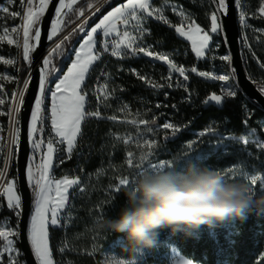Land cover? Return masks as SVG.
Returning <instances> with one entry per match:
<instances>
[{
  "label": "snow or ice",
  "instance_id": "snow-or-ice-1",
  "mask_svg": "<svg viewBox=\"0 0 264 264\" xmlns=\"http://www.w3.org/2000/svg\"><path fill=\"white\" fill-rule=\"evenodd\" d=\"M21 10H10L9 6H15L17 0H6V4H0V21H6L11 18L21 21L18 25H13L11 28L6 24H0V43L14 45L22 50V58L26 62L29 70L28 77L24 80L20 90L14 91L11 98H8L9 107L7 111L0 108V115H8L12 124L9 133L10 139L5 144H0V154L7 147V158L3 168H0V196L6 198V207L12 211L15 217L19 220L24 213V205L22 194L19 191L18 178L7 179V169L14 158H18L21 144V128L19 127V115L23 105L25 104V92L29 88L31 82V67L33 63V53L38 49L42 32L40 22L48 11L52 0H18ZM110 0H94L88 2L86 9H94L91 13L100 11L104 4H108ZM80 3V0H58L54 10V17L50 22V29L47 35V40L51 42V47L42 58L38 68L40 73L38 82V93L34 98V106L30 112V120L27 130V139L31 149V155L25 164V182L29 186L33 196V211L30 216L29 226L27 228V238L30 242L31 251L34 256L35 264H59L54 260L53 247L50 244V230L54 228H66L73 219L71 214L72 205L69 201L70 189L83 193L84 186L79 178H55L53 175L54 167L64 162L63 153L67 154V158L71 159L73 151L76 147L77 137L81 135V125L89 118L108 119L117 121V116H103L99 108L101 105L110 107L107 104L111 93L108 91L107 79L110 78L108 73H102L106 77V82L103 85L96 87L91 93L87 89L85 83L86 77L90 74V69L99 61L104 54L118 58H126L129 55L152 57L155 60L165 62L169 67V76L166 78L167 83L158 84L151 81L149 78L140 75L133 70V74L139 79L145 81L152 88H172L170 82L172 73H179L183 77V81H178L175 84L176 88H184L187 91L186 85L183 83L189 79L187 71L197 74L200 77L213 81H220L221 94L215 93L209 95L204 101L205 104L214 102L220 105L227 98H235L237 96L236 83L237 70L233 64V56L231 51H227L224 55L218 56V59L227 66L226 70L220 74L212 72L198 71L197 67L193 66L190 69H185L183 66H178L168 55L155 53L149 49V46L142 44V39L147 29L143 27V22L149 18H155L174 27L176 33L191 42V50L195 54L197 60L207 59L213 53L214 47L220 46L219 41H213V34L221 37L225 46H228L227 34L223 17L229 14L230 0H211L214 5V11L210 14L211 26L209 31H205L194 21L189 23V16L185 14L182 8H177L173 5L172 10L176 15L181 17L180 25H172L168 18L163 14V8H155L150 4V0H125L124 3L112 7L107 14L103 15L94 26L86 28L88 18H85L81 23L76 24L70 32L65 30L71 25L85 17L86 9L84 7H74ZM167 4V0H165ZM96 5H100L97 7ZM231 5L235 8H242V0H231ZM253 18L264 20V0H261L260 7L256 13H253ZM239 23L243 29H250L251 25L248 22V14L245 10H240L238 13ZM134 22V23H133ZM187 25V29L185 28ZM131 28L138 35H133ZM253 31L264 32V29H253ZM77 33L82 34L81 40L76 47L71 48L72 59L66 72L56 76L55 86L49 87L51 83L50 76L61 72V69L54 62L57 57L66 55L71 39ZM99 37V40L97 39ZM140 40L141 43H137ZM213 42V43H210ZM242 49L247 50L252 58L257 62L258 67L264 70V61H260L252 48L246 34H242L239 40ZM99 44V47L97 46ZM216 59V56H211ZM0 63L16 66L18 61L15 58H4L0 56ZM17 71H21L17 68ZM0 81L20 83L19 77L10 75H0ZM5 85L0 83V106L6 102L7 94L4 92ZM259 91L264 94V82L261 83ZM89 95H95L97 100V110L90 111L86 108L89 103ZM167 95V94H166ZM190 99V97H189ZM49 101L50 104H46ZM156 107H161L157 104ZM175 107V105H173ZM127 109V105L120 108L123 112ZM47 115L46 113H49ZM250 115V113H249ZM139 116V113H137ZM50 120V127L46 121ZM133 125H137L138 136L133 141L131 136L124 138L125 145L130 142H135L137 147L143 151L138 160L134 161L133 152H127V167L134 169L130 179L129 176L118 178L114 192L119 193L122 189L131 186L136 176L147 170H159L170 167L174 161H159L152 163L149 157L153 154L152 149L156 147V141L149 139L144 133L155 136L160 129L171 130V135L166 134L167 139L174 138L180 131L181 126L175 125L172 122H165L163 125L157 124V119H133L126 121ZM244 123H247V118ZM144 126V131L140 132L139 126ZM48 127V133L45 135V128ZM264 129V124H262ZM206 133L217 135V143L224 140L225 137L214 133L213 129L208 128L198 134L199 137L205 136ZM255 135L256 130H252ZM2 139V137H0ZM227 139L235 141L234 136ZM244 145L252 142L248 138L241 137L239 141ZM197 141L187 144L188 151L185 156H191L193 144ZM63 146V147H61ZM256 147L264 150V141L256 140ZM0 158H3L0 156ZM236 165L229 166L226 170H216L224 172L225 179H239L235 169ZM231 173V175H229ZM242 178L247 180L250 185H257L261 178L256 175H248L247 171L242 174ZM261 190H264L262 183ZM63 222V223H62ZM19 224L15 228L0 227V264H21L20 256L22 253L16 247L20 239ZM57 251L61 254L68 251L67 242H62ZM91 255V253H89ZM26 264V262H24ZM111 264H125L123 260H114ZM137 264V261H135ZM175 264H194L190 259H181Z\"/></svg>",
  "mask_w": 264,
  "mask_h": 264
},
{
  "label": "trees",
  "instance_id": "trees-1",
  "mask_svg": "<svg viewBox=\"0 0 264 264\" xmlns=\"http://www.w3.org/2000/svg\"><path fill=\"white\" fill-rule=\"evenodd\" d=\"M5 1L0 0V4ZM167 1L181 5L183 10L190 15L192 21L205 31L210 30V14L214 11L210 1ZM88 2L90 0H80V3L74 7L86 9ZM123 2L125 0H113L103 14ZM248 2L253 9L259 8L261 4V0H248ZM98 18L99 16L95 17V19ZM170 18L172 25H179L176 18L172 15ZM147 25L149 35L146 40L152 47L151 51L165 53L178 66H183L185 69L195 66L198 71L211 72L214 70L210 57L197 60L190 44L177 36L174 27L153 20H150ZM255 25L264 26V23H255ZM71 26L72 24L69 27ZM76 35L72 37L69 47L74 42ZM97 39L99 40V37ZM213 41L220 42V46L213 50L217 56L224 55L228 51L221 37L213 35ZM3 46L0 45V50ZM97 46L99 47V44ZM257 47L264 58V41ZM10 49L14 51L13 47ZM71 59L72 55L63 61L62 57L55 59L54 62L61 69V74L65 72ZM104 67L103 72L108 73L110 77L107 79V87L111 95L107 101L110 107L101 105L99 108L103 116L116 115L120 108L127 105V108L132 111L147 110L152 119H157L159 125L164 124L165 120H170L175 125L181 126V131L174 138L167 139L166 135L162 137L165 156L176 152L181 143L191 138L193 131H202L207 128L236 136L243 135L247 130L255 129L256 133L264 139V129L261 127L264 124V110L249 100L239 87L235 98H227L220 105L214 102L205 104L204 101L209 95L219 94L218 81L210 83L205 78L187 71L189 79L183 82L187 91L183 87L154 89L134 75L133 70L154 83L163 84L160 83V80L169 74L168 67L140 56L134 59H115L109 54H104L90 69V74L86 77L85 83L90 93L94 90ZM245 69L255 85L260 88L261 83L264 82V73L253 65ZM26 70L23 67L22 74ZM173 76L177 77V74ZM101 80L103 81L105 78ZM55 82L56 80L52 84L54 85ZM9 94H11L10 89ZM88 100L86 108L96 111L95 95H89ZM46 104H50L49 101ZM157 104H160L161 107H156ZM2 118L4 130L0 144H5L8 116L5 115ZM246 118L247 123L245 124ZM118 126L119 123L108 119L89 118L82 122L81 135L77 138L71 159H68L67 154L63 153L64 162L53 169L55 178L59 179L64 176L79 178L85 188L82 194L79 191L70 190L69 201L72 205L73 219L69 226L50 230V244L53 247L54 260L59 264H104L101 255L103 251L117 252L122 258H130L128 252L130 245L126 234H109L94 228V222L97 219L115 218L125 205L127 188L122 189L118 194L114 192L118 178L124 177L127 171L126 146L122 139L116 137V134L122 131L118 129ZM167 135L170 136L171 133ZM0 156L3 157L0 158V168H2L5 149ZM216 156L210 155L201 161V167L211 168L216 164L224 166L230 163V161H226L230 159V155L219 160ZM10 178H16L14 162ZM260 178L257 185H254L257 196L264 195V190H261L262 183H264L263 168L260 169ZM4 217H9L16 224L18 223V219L6 207V202L3 199L0 219ZM65 241L68 244V251L61 254L57 249ZM169 244L174 245L184 257L197 264H264V210L253 207L247 210L243 220L232 218L219 223L214 228L201 226L192 230L190 235H185L183 232L172 233L169 228L160 229L156 246L151 250H146L147 256L141 264L159 262V257L167 252ZM16 245L19 247L18 242Z\"/></svg>",
  "mask_w": 264,
  "mask_h": 264
},
{
  "label": "clouds",
  "instance_id": "clouds-1",
  "mask_svg": "<svg viewBox=\"0 0 264 264\" xmlns=\"http://www.w3.org/2000/svg\"><path fill=\"white\" fill-rule=\"evenodd\" d=\"M180 159L170 167L147 170L136 176L125 192L118 216L102 217L94 228L105 233H124L130 247L125 264H135L138 252L156 246L158 230L190 235L201 226L214 228L235 218L245 219L247 210H264V195H256L248 181H229L208 167L189 165Z\"/></svg>",
  "mask_w": 264,
  "mask_h": 264
},
{
  "label": "rangeland",
  "instance_id": "rangeland-1",
  "mask_svg": "<svg viewBox=\"0 0 264 264\" xmlns=\"http://www.w3.org/2000/svg\"><path fill=\"white\" fill-rule=\"evenodd\" d=\"M112 1L113 0H110V2L108 4H104L103 7L100 8V11L95 13V15L91 14L94 11V9H88L87 11H85V17H81L80 20H77L76 23L72 24V26L69 27L65 31L70 32L72 28L76 27V24L81 23V21L84 20L85 18H88V24L85 26L86 28H90L91 26H94V24L97 23L99 21V19L102 18L103 15L107 14V12L111 10L110 9L105 14H103V12L108 8V5L111 4ZM208 1L211 2V0H208ZM1 4H6V1L4 3H1ZM150 4L155 8H163V14L168 18L170 23H171V18H170L171 15L178 20L179 25L182 23L181 17L176 15V13L172 10L173 5L177 6V8H182L181 5L174 3V2H169V1H167V4H166L165 1H158L157 2L155 0H150ZM96 6L100 7V5H96ZM9 7H10V10H14V11L15 10H21L20 6H19V2H17V4L15 6H9ZM213 8H214V6H213ZM185 14L189 16V23H190L192 21V18L190 17V15L188 13L185 12ZM0 15H3V14H0ZM96 16H99V18L95 19ZM150 20L163 23L162 21L156 20L154 17L149 18L146 22H143V27L145 29H147V31L143 36L142 44L149 46V49H151L152 47L148 44L146 37L149 35V29H148L147 24ZM20 23H21V21L19 19L13 20L11 18L6 19V21H0V24H6V26H8L9 28H11V26H13V25H18ZM129 31H132L133 35H138V33L134 32L131 28H129ZM0 33H2V29H0ZM213 35H215V34H213ZM81 37H82V34L77 33L75 40L71 44V46L68 48L66 55L62 57V61L65 60L69 55H72L71 54V48L77 46L76 43L79 41V39H81ZM137 43H141V41L138 40ZM0 45H4L2 47V49L0 50V56H3L4 58H15L18 61L16 66L6 65V64L0 63V75H10L12 77H19V81H20L19 84H17L16 82L9 83L6 81H0V83L5 85L4 92L7 94L6 102L4 105L0 106V108L5 110V112H6L8 107H9L8 98H11L12 93L14 91H16L17 87L26 79V76L29 74V70H28V67L26 65V62L22 58V54H21L22 50L21 49H18L14 45H8L7 43H0ZM11 47L14 48V51H12L10 49ZM50 47H51V45H50ZM214 49H216V48H214ZM159 54L166 55L165 53H159ZM211 56H216L217 58L212 59ZM112 57L115 59H121V58L114 57V56H112ZM209 57L211 59V63H213V65H214L213 66L214 70L211 71L212 73L220 74L226 70V65L224 64V62H222L218 59V56L216 55L215 52L210 54ZM201 60H203V59H201ZM23 67H25L27 69L24 74H22V68ZM17 68H20L21 71L18 72ZM104 70H105V67L101 71V74H100V76L96 82L95 88L98 87L99 85H103L106 82V77L104 75H102V73H105V72H103ZM206 72H209V71H206ZM58 75H62L61 72L57 73L56 75L50 76L51 83L48 85L49 87L54 88L55 84L53 85L52 83L54 80H56V76H58ZM173 75H174V73L172 74V79L170 82L173 84L172 88L177 89L175 87V84L178 81H183V77H180L179 75H177V77H175ZM168 76H169V74L166 77L162 78V80H160V83H163V84L167 83L168 81L166 78ZM102 78H105V80L102 81L101 80ZM218 83H219L220 92L217 95H220L222 82L218 81ZM9 89L11 90V94H9ZM137 113H139V116H137ZM46 114L50 115V112L46 113ZM117 114H116V116L118 119L116 122L119 123L118 129H120L122 131L117 133L116 137H117V139H122V140L124 138L131 136L133 138V141H135V139L138 136L137 125H133V124L128 123L126 121H131L133 119H137V120L146 119L149 121L152 120V116L149 115V112H147V110L132 111V110H129V108H127L126 111H123V112L118 111ZM4 116L5 115H0V137H3L2 132L4 130V123H3L2 117H4ZM18 119H19V117H18ZM165 122H171V121L165 120ZM46 124L48 125V127H50L51 121L50 120L46 121ZM10 125H11V123H10V119L8 116L6 142L10 139V136H9ZM48 127L45 128V135L47 133ZM139 129H140V132H143L144 126L140 125ZM211 129H213V128H211ZM202 131H204V130H202ZM202 131H193L191 134L192 135L191 138H189V140L181 143L180 147L176 150V152H173L169 156H165V154H164L165 147L162 144L161 139L166 134L171 133V130L160 129V131L157 132V134L155 136H152V134H149V133H144V135L147 136V138L154 139L156 141V147H154L152 149L153 154L149 157V159L151 160L152 163H158L159 161H169V160H172L175 162L177 160L184 159L185 162L183 164H181L177 169V170L182 171V170H186L189 165H195L197 167H201L200 162L203 161L204 159H206L210 155H217L216 157L218 160L225 158L227 155H230L229 156L230 159L226 160V161H230L229 164H226L224 166L216 164V165L212 166L211 169H213V170H226L229 168V166L236 165L237 168L235 169V171H236L237 175L240 176L241 178H239V179H227L226 178V180H229V181H247V180L242 178V174L245 171H247L248 175H256V176L260 177V169L261 168L264 169V150H260L256 147V140L259 139L261 141H264V139H262L257 133H255V135H253L252 130H247L243 135L236 136V135H231V134L219 133L218 131L213 129L214 133L218 134L219 136L225 137L224 140H221V141H219V143H217V135H214L212 133H206L205 136L199 137L198 134ZM230 136H234L237 139L235 141L227 139V137H230ZM241 137L248 138L252 142H250L247 145H244L242 142H237L240 140ZM1 140L2 139H0V142H1ZM194 140L197 141V143L193 144L194 150L192 151L191 156L190 157L185 156L184 153L188 151L187 144L189 142H193ZM125 146H126L127 152H129V151L133 152L134 161L139 159V157L143 151H147L146 148L141 149L140 147H137L135 142H130L129 144H127ZM61 147H63V146H61ZM4 149H5V157H4L2 168L4 167L5 160L7 158V151H8L7 147H5ZM126 160H127V154H126ZM14 161H15V158L11 161V163L8 166L7 177H6L7 179H12V178H10V171H11V167H12ZM134 171H136V170L129 169L127 167V171H126L125 176H129V178L131 179L132 178L131 174ZM221 173L224 174L223 171H221ZM229 175H231V173H229ZM0 183H2V181H0ZM250 186L254 190V185H250ZM3 199L6 202V198L3 196H0V209L2 207ZM33 199H34V196H33ZM33 207H34V205H33ZM17 224L14 221H12L9 217H4V218L0 219V227L11 226V227L15 228ZM16 247L19 249V247L17 245H16ZM101 255H102L104 264H111V262L114 260H123V261L128 260V259L122 258L120 256V254H118L117 252H113V251H103ZM146 256H147L146 250H144L142 252H138L136 257H135L137 264H141L145 260ZM159 258H160L159 262L156 261L153 264H175L176 261H179L181 259H188V258L184 257L179 252V250L172 244L168 245L167 252L165 254H163L162 256H160ZM20 260H21V264H24V259H23L22 255L20 256ZM194 264H197V263H194Z\"/></svg>",
  "mask_w": 264,
  "mask_h": 264
},
{
  "label": "water",
  "instance_id": "water-1",
  "mask_svg": "<svg viewBox=\"0 0 264 264\" xmlns=\"http://www.w3.org/2000/svg\"><path fill=\"white\" fill-rule=\"evenodd\" d=\"M58 3V0H52L48 11L40 22L42 37L38 49L33 53V63L31 67V82L29 84L28 90L25 92V104L23 105L20 115H19V127L21 128V144L18 158H15V174L16 178L19 180V191L22 194L24 213L22 218L18 220L20 227V239L18 241L19 249L22 253V257L26 264H35L34 256L31 251L30 242L27 238V228L30 222V216L33 211V195L32 192L25 182V164L29 156L31 155L30 145L27 139V130L30 120V112L34 106V98L38 93V82H39V71L38 68L41 64L42 58L46 55L47 48L51 42L47 40V35L50 29V22L54 17V10ZM222 22L225 27L228 41L230 44L227 46L228 51H231L233 56V64L237 70V80L236 83L239 85V89L242 93L255 104H257L261 109L264 110V94L259 91V87L255 85L252 79L246 72L242 55L241 46L239 43V27L236 21V8L231 5L229 7V14L227 17L222 18ZM140 57L146 58L150 61L157 62L163 66L168 67V65L159 60H155L152 57L139 55ZM169 68V67H168ZM174 74L179 75V73ZM204 78V77H202ZM206 79V78H205ZM210 83L216 81L206 79Z\"/></svg>",
  "mask_w": 264,
  "mask_h": 264
},
{
  "label": "built area",
  "instance_id": "built-area-1",
  "mask_svg": "<svg viewBox=\"0 0 264 264\" xmlns=\"http://www.w3.org/2000/svg\"><path fill=\"white\" fill-rule=\"evenodd\" d=\"M258 9L259 8L253 9L252 5L250 4V2H248V0H242V8H240V9L236 8V21H237L238 27H239V36L241 37L242 34H246L248 36L249 42L252 45L253 50L256 53V56L259 58L260 61H264V58L261 56V51L257 47L261 43H263V41H264V32L253 31V29H264L263 25H255V23H259V24L264 23V20L259 19V18H253V15H252L253 13H256L258 11ZM240 10H245L247 12L248 22L251 25L250 29H243L242 26L240 25L239 19H238V13ZM185 28L187 29V25H185ZM241 55H242V60H243L245 68L246 67H252V65H253L254 67H256L257 69L261 70L264 73V70H262L258 67L257 62L252 58V56L250 54H247V50L242 49V47H241ZM136 57L137 56L129 55L126 58L127 59H134ZM249 77L251 78V76H249Z\"/></svg>",
  "mask_w": 264,
  "mask_h": 264
},
{
  "label": "bare ground",
  "instance_id": "bare-ground-1",
  "mask_svg": "<svg viewBox=\"0 0 264 264\" xmlns=\"http://www.w3.org/2000/svg\"><path fill=\"white\" fill-rule=\"evenodd\" d=\"M50 45H51V43H50ZM50 45L48 46V48H47V51H48V49H49V47H50ZM28 74V73H27ZM29 75V74H28ZM28 75L26 76V78L28 77ZM24 82V81H23ZM23 82L17 87V92L20 90V88L22 87V85H23ZM11 128H12V124L10 125V131H11Z\"/></svg>",
  "mask_w": 264,
  "mask_h": 264
},
{
  "label": "crops",
  "instance_id": "crops-1",
  "mask_svg": "<svg viewBox=\"0 0 264 264\" xmlns=\"http://www.w3.org/2000/svg\"><path fill=\"white\" fill-rule=\"evenodd\" d=\"M176 34H177V33H176ZM177 36L180 37L178 34H177ZM180 38L183 39V40H185V41H187V42L190 44V47H191V42H190V41L186 40V39L183 38V37H180ZM70 63H71V62H70ZM69 65H70V64H69ZM67 68H68V67H67ZM66 71H67V69H66ZM66 71H65V72H66Z\"/></svg>",
  "mask_w": 264,
  "mask_h": 264
}]
</instances>
